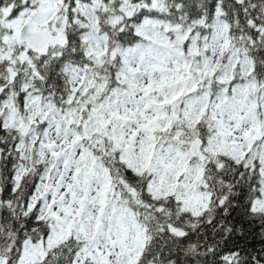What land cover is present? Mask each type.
I'll return each mask as SVG.
<instances>
[{
    "label": "snow or ice",
    "instance_id": "snow-or-ice-1",
    "mask_svg": "<svg viewBox=\"0 0 264 264\" xmlns=\"http://www.w3.org/2000/svg\"><path fill=\"white\" fill-rule=\"evenodd\" d=\"M0 264H264V0H0Z\"/></svg>",
    "mask_w": 264,
    "mask_h": 264
}]
</instances>
